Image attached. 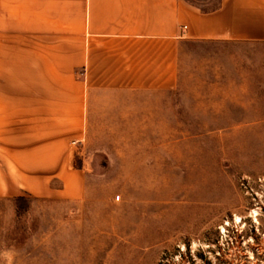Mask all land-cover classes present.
<instances>
[{
  "label": "rangeland",
  "instance_id": "374dc122",
  "mask_svg": "<svg viewBox=\"0 0 264 264\" xmlns=\"http://www.w3.org/2000/svg\"><path fill=\"white\" fill-rule=\"evenodd\" d=\"M177 66L97 95L80 200L0 196V264H264V42L184 41Z\"/></svg>",
  "mask_w": 264,
  "mask_h": 264
},
{
  "label": "crops",
  "instance_id": "0c3cea01",
  "mask_svg": "<svg viewBox=\"0 0 264 264\" xmlns=\"http://www.w3.org/2000/svg\"><path fill=\"white\" fill-rule=\"evenodd\" d=\"M184 41L264 42V0H0V196L80 200L97 95L173 87Z\"/></svg>",
  "mask_w": 264,
  "mask_h": 264
},
{
  "label": "trees",
  "instance_id": "16d2710c",
  "mask_svg": "<svg viewBox=\"0 0 264 264\" xmlns=\"http://www.w3.org/2000/svg\"><path fill=\"white\" fill-rule=\"evenodd\" d=\"M15 201H16V202H19V201H23V199H22L21 197H19V198H17ZM17 213H18V214L20 213V209H19V207H18V209H17Z\"/></svg>",
  "mask_w": 264,
  "mask_h": 264
},
{
  "label": "built area",
  "instance_id": "2783aa9c",
  "mask_svg": "<svg viewBox=\"0 0 264 264\" xmlns=\"http://www.w3.org/2000/svg\"><path fill=\"white\" fill-rule=\"evenodd\" d=\"M79 143V142H78ZM78 143H74L75 145H77Z\"/></svg>",
  "mask_w": 264,
  "mask_h": 264
}]
</instances>
